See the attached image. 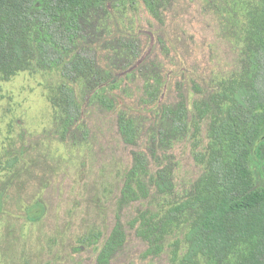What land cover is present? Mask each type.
Here are the masks:
<instances>
[{
    "label": "rangeland",
    "instance_id": "1",
    "mask_svg": "<svg viewBox=\"0 0 264 264\" xmlns=\"http://www.w3.org/2000/svg\"><path fill=\"white\" fill-rule=\"evenodd\" d=\"M151 1L153 9L145 0H91L61 21L71 35L58 60L44 65L35 53L0 72V264H101L117 225L125 240L108 264H178L186 254L199 210L170 224L167 215L208 175L201 154L229 156L212 124L228 118L220 94L229 81L263 80L264 0ZM41 10L34 0L29 19L8 25L35 51L34 37L53 26ZM79 55L94 61L100 81L73 70ZM63 86L80 106L72 120ZM122 116L135 124V143L121 132ZM251 148L256 187L264 188V128ZM161 171L172 190L158 187ZM142 216H156V225ZM247 252L238 248L224 264H240Z\"/></svg>",
    "mask_w": 264,
    "mask_h": 264
},
{
    "label": "trees",
    "instance_id": "2",
    "mask_svg": "<svg viewBox=\"0 0 264 264\" xmlns=\"http://www.w3.org/2000/svg\"><path fill=\"white\" fill-rule=\"evenodd\" d=\"M42 10L36 15L41 19L53 22L46 37L38 34L34 37L37 50L23 45V41L11 35L8 25H15L30 18L28 12L34 0H0V72L14 67L17 61H26L38 53L41 63L49 65L59 59L62 52L57 49L64 46L70 37L66 32L64 19H76V9L85 8L91 0H40ZM153 9V1L145 0ZM18 41L21 43L19 44ZM62 62V58H61ZM70 66L77 74L89 83L100 81V71L92 59L85 56L75 57ZM64 115L70 120L80 113V106L75 92L63 86L60 91ZM220 96L230 104L226 120L215 119L212 124L213 141L227 148L229 156L223 157L214 151L207 158L209 173L197 184L194 194L180 206L169 210L166 219L170 224L178 213L190 208L199 210L196 218L189 225L185 234L188 246L186 254L178 264H199V258L207 257L224 264L231 253L242 246L248 247L247 254L240 264H264V188H257L251 169L252 148L264 128V77L260 82L247 83L234 79ZM68 115V116H67ZM119 125L122 134L129 143H135L136 128L132 120L120 117ZM138 167L141 162L138 159ZM137 167L134 169V171ZM158 187L163 191L173 189L168 175L161 171L158 174ZM126 190L134 194L128 184ZM142 216L141 221L151 225L153 222ZM125 234L119 225L105 242L98 261L108 264L114 251L124 242ZM150 251H153L151 249ZM178 261V251L174 252Z\"/></svg>",
    "mask_w": 264,
    "mask_h": 264
}]
</instances>
